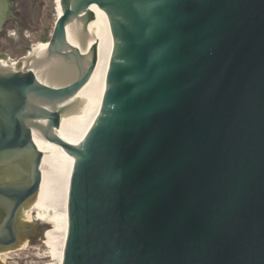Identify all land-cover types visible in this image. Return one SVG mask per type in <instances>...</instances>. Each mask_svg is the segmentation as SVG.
I'll return each mask as SVG.
<instances>
[{
	"label": "water",
	"instance_id": "95a60500",
	"mask_svg": "<svg viewBox=\"0 0 264 264\" xmlns=\"http://www.w3.org/2000/svg\"><path fill=\"white\" fill-rule=\"evenodd\" d=\"M59 6L47 45L0 52V252L64 184L60 264H264V0ZM3 258L49 261L42 230Z\"/></svg>",
	"mask_w": 264,
	"mask_h": 264
},
{
	"label": "rangeland",
	"instance_id": "374dc122",
	"mask_svg": "<svg viewBox=\"0 0 264 264\" xmlns=\"http://www.w3.org/2000/svg\"><path fill=\"white\" fill-rule=\"evenodd\" d=\"M19 7L21 21L9 23L0 36V52L8 56L9 64L27 56L29 48L47 44L60 12L59 0H20ZM58 191L59 186L50 190L25 213L43 232L50 257L44 264H57L62 259L68 212L58 204Z\"/></svg>",
	"mask_w": 264,
	"mask_h": 264
},
{
	"label": "flooded vegetation",
	"instance_id": "af4514ba",
	"mask_svg": "<svg viewBox=\"0 0 264 264\" xmlns=\"http://www.w3.org/2000/svg\"><path fill=\"white\" fill-rule=\"evenodd\" d=\"M8 1H10L11 4H12L11 8H10V11L12 13H11V15L9 16V18L7 20L3 21L2 28H1V31H0V36L3 34V32L5 31L6 26L9 23H14L15 25H17L21 21V15L20 16L17 15V13H19V14L21 13V9L19 7V1L20 0H8ZM17 29H18V26H17ZM46 197H47V195L44 198H46ZM26 215H27V212H26ZM28 219H29V217L25 216V221L31 222ZM36 234H37V227H36ZM36 234H34L32 237H34ZM32 237L28 238L27 240H23L21 245L18 246L15 250L6 251V252H0V264H6V262L4 261V258H3L4 255H6L8 253H11L13 251H18V250L22 249V247L25 245L26 242H30L32 240Z\"/></svg>",
	"mask_w": 264,
	"mask_h": 264
},
{
	"label": "bare ground",
	"instance_id": "6f19581e",
	"mask_svg": "<svg viewBox=\"0 0 264 264\" xmlns=\"http://www.w3.org/2000/svg\"><path fill=\"white\" fill-rule=\"evenodd\" d=\"M60 11H61V7H60ZM45 45H47V44L37 45L34 48H32V50H35L36 48H39V47H43ZM4 62H6V61H4ZM5 64H7V63H5ZM74 160H75V156L71 160V162L69 163V165H68L69 168H71V165L74 163ZM47 193L42 198H44L47 195ZM68 193H69V188L67 186H65L64 184L59 185L58 204L60 205V207H62L64 209V211H67ZM42 198H40L39 200H41ZM32 205H34V204H32ZM60 262H61V260L57 264H60Z\"/></svg>",
	"mask_w": 264,
	"mask_h": 264
},
{
	"label": "built area",
	"instance_id": "2783aa9c",
	"mask_svg": "<svg viewBox=\"0 0 264 264\" xmlns=\"http://www.w3.org/2000/svg\"><path fill=\"white\" fill-rule=\"evenodd\" d=\"M16 62H17V61H16ZM16 62H14V63H12V64H11V63L9 64V60H7V61L5 62V63H7V64H5L4 61H3V63H4L5 65H10V66H13Z\"/></svg>",
	"mask_w": 264,
	"mask_h": 264
}]
</instances>
